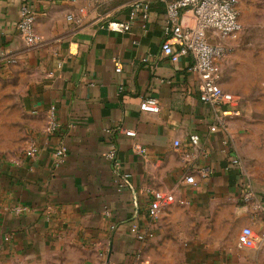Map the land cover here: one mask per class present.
<instances>
[{"label":"crops","instance_id":"0c3cea01","mask_svg":"<svg viewBox=\"0 0 264 264\" xmlns=\"http://www.w3.org/2000/svg\"><path fill=\"white\" fill-rule=\"evenodd\" d=\"M132 1L0 0V56L17 61L0 64V264H264V176L247 171L241 149L254 141L243 112L235 101L203 103L193 59L173 64L163 55L164 3L152 0L149 20L129 32L110 31ZM26 4L39 46L16 30ZM184 21L195 23L191 13ZM215 42L230 49L220 84L235 96L241 36ZM145 98L159 101L158 114L141 111ZM60 145L67 156L57 164ZM33 146L39 152L26 156ZM116 164L129 176L122 188ZM244 182L260 208L243 203ZM155 191L187 204L166 206L153 223ZM133 225L154 237L139 241ZM245 227L255 236L250 248L238 245Z\"/></svg>","mask_w":264,"mask_h":264},{"label":"built area","instance_id":"2783aa9c","mask_svg":"<svg viewBox=\"0 0 264 264\" xmlns=\"http://www.w3.org/2000/svg\"><path fill=\"white\" fill-rule=\"evenodd\" d=\"M75 1V0H73ZM166 5L167 27L165 29V39L162 43V53L171 63L177 64L182 58L193 59L189 71L198 76L200 85V100L214 107H223L234 102V96L223 90L220 84L219 63L224 61L230 54V49L224 45L217 44L216 40L237 39L242 31L240 7L244 3L252 0H157ZM152 10V0H133L128 7V15L125 20H112L108 23V29L113 32H129L133 23L140 19L147 22ZM186 13H191L194 18V25H189L184 21ZM72 19V17L70 18ZM36 13L28 4L24 5L20 11V20L16 25L17 32L25 39L30 46L41 45L42 39L36 29ZM10 53L0 56V64L6 62L15 64V59H10ZM120 72L121 68L118 67ZM140 109L143 112L158 114L160 103L156 98H145ZM224 124V122H221ZM58 130L55 109L49 112V123L47 131L54 133ZM211 130H217L213 126ZM128 137H135L133 131H125ZM199 136L194 134L190 137L192 145L199 143ZM179 145V143L177 144ZM139 153H144L143 149H137ZM39 152L36 146L26 151V156L34 157ZM67 156V149L64 145L58 146L54 152L57 164H61ZM232 167H241L242 161L239 157L232 160ZM115 175L120 187L128 184L129 176L121 175L116 164ZM186 182L195 184L193 177H187ZM241 190V199L245 205L255 208L261 207L252 185L249 182ZM187 204L185 200H178L173 192L163 193L155 191L148 209V216L153 223L158 221L163 209L171 204ZM131 233L139 241H146L154 237L155 233L151 230H142L138 225L131 227ZM240 247H253L255 236L250 227H245L239 237Z\"/></svg>","mask_w":264,"mask_h":264},{"label":"rangeland","instance_id":"374dc122","mask_svg":"<svg viewBox=\"0 0 264 264\" xmlns=\"http://www.w3.org/2000/svg\"><path fill=\"white\" fill-rule=\"evenodd\" d=\"M243 31L241 33V48L239 60V76L235 83L237 92L234 94V104L244 115L245 124L251 132L254 144L247 142L241 152L250 161L248 172H255L258 178L264 176V0H252L240 7ZM252 57L257 61L253 62ZM255 65V75L252 72ZM255 78V82L241 83L240 80ZM0 81V86L7 84ZM231 85V83H230ZM248 135V134H247Z\"/></svg>","mask_w":264,"mask_h":264}]
</instances>
